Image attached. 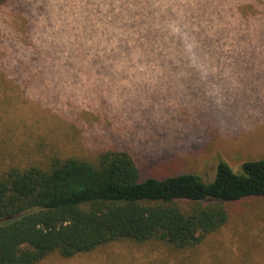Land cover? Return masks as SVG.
Wrapping results in <instances>:
<instances>
[{"label":"rangeland","instance_id":"1","mask_svg":"<svg viewBox=\"0 0 264 264\" xmlns=\"http://www.w3.org/2000/svg\"><path fill=\"white\" fill-rule=\"evenodd\" d=\"M201 1L151 0L161 7L152 17L160 38L149 48L135 46L131 57L129 17L140 20L143 0H104L109 20H92L88 0L1 5L0 159L90 158L117 147L133 155L140 176L191 172L211 180L219 161L241 172L243 161L264 157V58L236 57L249 46L264 52V22L225 10L252 0H203L199 23L187 21L197 32L194 46L176 48L171 37L182 30V16ZM258 5L262 11L263 0ZM197 37H220L221 54L198 47ZM228 211L219 232L178 255L153 243L117 240L36 264H179L184 255L197 264H264L263 200L240 199Z\"/></svg>","mask_w":264,"mask_h":264},{"label":"trees","instance_id":"2","mask_svg":"<svg viewBox=\"0 0 264 264\" xmlns=\"http://www.w3.org/2000/svg\"><path fill=\"white\" fill-rule=\"evenodd\" d=\"M7 1L0 0V6ZM88 1L95 7L90 10L92 20L104 16L110 19L104 0ZM150 1L143 0L139 21L129 17L138 35L131 36L133 43L126 57H131L135 46L149 48L160 38L152 17L153 11H161V7ZM260 1L236 7L225 5V10L246 21L264 22ZM203 7L202 0L182 16V30L171 37L176 48L194 46L192 39L197 32L187 21L198 24V10ZM119 13L111 15L120 16ZM158 17L165 22L164 16ZM251 25L249 22V29ZM195 42L198 47L221 54L216 49L220 37H197ZM178 50L176 53L181 55ZM236 55L264 58V52L254 46ZM139 170L133 155L117 147L98 150L90 158L50 153L40 161L25 164L0 159V264H36L50 255L68 258L117 240L153 243L178 255L192 251L219 232L228 222L232 202L248 197L264 202V157L243 161L241 172L219 161L211 180L191 172L143 177ZM196 261L185 255L177 259L179 264H197Z\"/></svg>","mask_w":264,"mask_h":264}]
</instances>
